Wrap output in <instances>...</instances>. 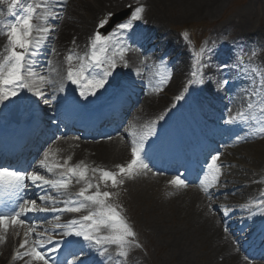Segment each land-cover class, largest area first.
<instances>
[{
  "label": "snow or ice",
  "instance_id": "6c2138e0",
  "mask_svg": "<svg viewBox=\"0 0 264 264\" xmlns=\"http://www.w3.org/2000/svg\"><path fill=\"white\" fill-rule=\"evenodd\" d=\"M66 3L67 0H39L35 6L31 3L25 6L24 0H11V3L8 4V12L15 19L7 24L0 21V24L6 28V38L10 46L8 55L4 57L3 62H0V106L6 107L19 100L25 91L39 98L44 105L51 106L52 100L56 99L55 93L65 91L64 78L60 77L59 83H57L52 73L47 71L50 65V60L47 57L56 51L50 43L54 39L52 34L56 29L35 24L33 21L34 17L40 18L37 16V10L40 9L45 13L42 17L45 23L49 21L58 23L61 18L60 12L63 11ZM17 5L21 8L19 15L15 13ZM143 12L142 6L135 7L131 12L130 19L120 22L107 33H104L102 29L108 23V19L99 21L97 29L89 37L90 53L83 57H75L79 65L75 70L71 66L74 56L71 50L69 51L66 57L69 65L66 80L77 86L76 90L79 91L80 98L78 102L87 103L100 91L107 90L109 81L115 75L118 66L129 67L128 62L124 59V53L130 47L125 36H131L135 23L142 20ZM111 15L109 13L108 17ZM45 48H47L46 54ZM212 51L213 49L205 47L198 53L192 54L195 63L192 65L191 78L188 79L183 91L175 96L177 103L187 99L194 88L211 80V75L206 73L205 69L212 67ZM41 55H45L43 63L39 59ZM118 61L121 62L119 65ZM231 66L229 64L218 65L217 69L224 72ZM165 71H167L166 68ZM243 71L246 72L247 69H243ZM137 75L139 76L140 73L137 72ZM57 76H59L58 72ZM167 79L168 77L162 76L160 83H165ZM231 82L229 78H224L219 87L226 88ZM45 86L51 90L48 94L52 96V100L47 98L48 94L43 90ZM243 91L246 93L244 99L247 111L241 109L223 120V123L229 127L248 126L246 135H236L233 138L236 142L264 135V76L256 75L255 78H250L248 87ZM175 107V104L172 105L157 119L165 121ZM226 111L229 113L232 111L230 105L226 106ZM155 126L156 121H151L144 135L131 140V159L126 165H117L119 173L98 169L92 171H100L101 180L110 181L115 187L117 184L124 183L123 180L117 179L118 175L131 177L133 174H146L147 171L152 170L154 165L151 164L152 157L146 144L150 147L149 138L157 135ZM48 155L49 153L45 152L44 158L35 164H29L28 167L34 168L31 172L27 168L11 164L5 165L0 162V227L7 229L9 222L13 226H26L25 239L21 242L20 248L24 249L27 246L28 250L23 255L30 257L31 260L42 262V264H50V262L51 264H88L92 256L99 260V264H107V261H110L112 257L108 256L105 259V254L113 246L119 249L120 257H127L128 252L125 251V248L139 245L136 243V233L132 226L116 206L108 203L112 193L100 191L97 184L95 185L96 191L87 194L88 190L94 187L91 182L86 181L87 166L85 165L83 168L79 165L65 167L67 161L64 164L49 166ZM203 155L204 159L200 162L202 170L200 184L204 192L211 198L215 195L216 187L221 183L220 152L216 151L213 154L212 150H208ZM54 168L64 169L59 173V179H48L41 174L42 171L53 173ZM73 177H78L77 183L85 180L87 188H82L77 194L81 199L65 202V207L62 209L38 207L37 200L30 197V188H35L38 191L43 189L44 192L38 196V199L45 203H60L61 201L56 200L50 192L54 190L56 195H65V190L68 189ZM170 183L186 185L187 182L178 174ZM210 189L213 190L210 191ZM258 206L264 208V197H261ZM86 207L92 209L88 215L81 217L79 221H71L68 225L71 230H64L61 233L62 238L57 241H53L50 236L36 232L37 225L28 226L30 222L27 220V216L30 213L80 212ZM251 215L254 216L256 213H251ZM56 219L59 220V216H56ZM54 227L59 229L65 226L56 224ZM29 237H34L31 243ZM72 237L76 239H71ZM16 255L19 257L21 254L18 252ZM69 256L72 257L71 260L68 259Z\"/></svg>",
  "mask_w": 264,
  "mask_h": 264
},
{
  "label": "bare ground",
  "instance_id": "6f19581e",
  "mask_svg": "<svg viewBox=\"0 0 264 264\" xmlns=\"http://www.w3.org/2000/svg\"><path fill=\"white\" fill-rule=\"evenodd\" d=\"M126 1L135 2L144 8L142 24L146 33L149 36L161 37L165 40L170 36V32L167 29L170 21L168 17H165L166 15L162 14L166 9L172 7L175 3H179L184 6V11L188 16L206 17L212 16L225 0H163L164 4L159 2V0H72V2H76L75 8H70L67 2L56 31L52 34L54 39L50 41L51 46L56 51L47 57L50 60L47 71L52 73L57 83H59L60 77H63L65 82V91L55 93V100H52V96L48 94L51 90L46 86L44 87L43 90L48 94L47 98L52 100V107L59 108L65 101L64 94L67 88L63 75L64 61L61 58L64 48L66 49V46L70 45V40H75V43L72 42L73 48L77 50L83 49L85 40L89 35L88 31L92 27L93 19L98 17L104 9L108 8L111 11L120 8L121 4ZM4 2L6 0H0V13H2L0 21L7 24L14 21V19L10 21L9 17L4 14L5 10L8 11V8L4 6ZM6 37V28H4L3 24H0V62H3L6 56ZM240 37L253 44L258 42L264 43V28L243 25ZM172 42L174 45L175 42ZM172 42H169V44L172 45ZM45 49L44 52L46 54L47 48ZM67 51L68 49L65 51V54ZM160 52H166V47L161 48ZM157 53L159 52L157 51ZM43 56L44 58H41V60L45 59V55ZM138 56V53L131 52L126 58L129 69L136 75L139 72V76L143 77L144 80L143 110L135 122L140 127H147L151 121H154L162 114V110H166L173 105L174 100L172 97L177 95L175 93H177L178 88L174 83L172 85L168 84L171 79L168 78L166 80V85L168 84V86L164 90V93H162L161 99L158 100V102H161L159 105L155 100V95L161 93L158 92L160 87L157 86L155 81L144 78L147 70L142 69L138 65ZM161 70L164 75L167 74L165 69ZM57 72L59 76H57ZM244 98L243 92L234 90L223 101V107L220 112L223 114V109L228 105H230L233 112H236L237 108L242 107L245 103ZM37 99L39 100V98ZM2 109L4 107L0 106V112ZM1 118L2 115L0 114ZM246 148H250L249 152L245 150ZM50 151H47L49 153L47 161L49 159H56L60 154L61 158L67 159L69 165L74 160L80 159L82 161L81 165L87 166V171L92 170L93 166H96L98 168H109L113 172H119L116 162L124 161L126 149L124 147L116 149L114 145L107 146L82 142L75 143L71 147L60 143L52 152ZM42 156L44 158V153ZM219 161L223 163L224 169L220 174L221 183L219 187H221V192L216 197L213 195L210 198L208 194H205L206 197H200L197 194H188L184 188H179L170 191L169 197L158 203L153 201L151 195L146 192L141 193L136 190L130 193L132 200L138 201L141 204V206L134 210V213L142 211L146 213L149 220H144L143 227L149 230V235L158 242L160 249L157 248L156 250L159 258L155 257L154 260L168 258L175 260L176 264H245L243 261L237 259L236 253L229 243L231 241L230 236L221 231L219 224L216 223L215 218L210 212L215 207H218L224 214L230 215L232 212H236L238 216H241V219L236 223V220H231V223H234L233 227L249 220L247 217V213L249 212L264 213V208L258 206L261 197H264V142L259 141L257 145L248 147L240 144L235 148L225 150L220 155ZM31 169L34 170L32 167ZM44 173V171L41 172V174ZM97 181L103 182L101 175H97ZM107 183L111 182L108 181ZM142 184L144 187L149 185L146 182H142ZM95 185H97V182L89 190L96 191ZM212 190L210 189V191ZM148 191L153 193L151 185ZM257 195L258 199L256 198ZM253 198H256L255 201H258L257 207L250 204ZM87 209L88 212L92 210ZM154 213L158 216H155ZM161 216H166L170 220H166V218H162ZM253 220L251 219L250 222ZM131 225L135 228L139 227L137 222ZM9 226L11 225L9 224ZM0 229V233L2 232L0 234V264H2L1 261L7 254L4 250L7 251L12 242L17 244L20 239H16L10 229ZM135 233L138 236V232L135 231ZM24 239L25 236L23 237ZM33 240V237H29L30 243ZM11 250L10 247L8 252H11ZM117 263L119 264V261ZM11 264H42V262L31 260L28 256H24V259L19 256L14 258Z\"/></svg>",
  "mask_w": 264,
  "mask_h": 264
},
{
  "label": "rangeland",
  "instance_id": "374dc122",
  "mask_svg": "<svg viewBox=\"0 0 264 264\" xmlns=\"http://www.w3.org/2000/svg\"><path fill=\"white\" fill-rule=\"evenodd\" d=\"M159 2L164 4L163 0H159ZM162 14L164 16L166 15L165 17H168V20L170 21V24L167 25V29L175 37H173V39H175L174 42H179L180 46L186 48L190 54H192L193 51L200 49V46L206 45V47H209L210 45L205 43L206 41H211L210 43L214 44L216 40H222L220 30L224 31V33H226V31H233L239 35L242 32L243 25L264 28V0H225L212 16L206 17H190L185 13L184 6L182 4L175 3L172 7L166 9L164 13L162 12ZM223 40H227V38H224ZM259 46L263 49V51H258L256 46L253 45L249 48L244 47L247 49L244 53L245 56L250 57V59L253 58L255 60H262L259 66L261 73L257 75L264 76V45ZM190 54L186 56L181 53L182 60H186L185 63H188L189 60H191ZM224 57L225 56H223L222 59H224ZM224 64L232 66L227 71H217L212 75L213 78L220 77V83H222V80L225 78L224 75L231 79L232 71L235 70V66L241 69L240 66L230 60H225ZM250 68L252 67L250 66ZM237 75L240 74L238 73ZM255 76L256 74L245 75L239 83L241 90L247 88L250 83V78H255ZM183 77L184 76H181L180 80H182ZM231 84H233V82H231ZM195 89L196 88L193 90ZM218 89L223 90V88L220 87H218ZM257 140L258 142H264V135H259ZM201 178L202 176H200V179ZM132 212L133 206L127 210V213H129L131 217L130 219H132L134 215ZM136 214L135 218L139 225L142 226V223L147 217L146 213L142 211L137 212ZM154 215L156 216L157 214L154 213ZM161 217L166 218V220H170L166 216ZM141 232L144 238L142 235L135 238L136 243L139 245L137 247L143 248L141 251L142 258L140 262L143 264H176L175 260L168 258L154 260L155 257L159 258V254L156 250L159 248L158 242L149 235V230L142 229Z\"/></svg>",
  "mask_w": 264,
  "mask_h": 264
}]
</instances>
